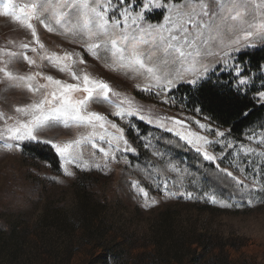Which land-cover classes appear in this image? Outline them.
Masks as SVG:
<instances>
[{
	"label": "snow or ice",
	"instance_id": "6c2138e0",
	"mask_svg": "<svg viewBox=\"0 0 264 264\" xmlns=\"http://www.w3.org/2000/svg\"><path fill=\"white\" fill-rule=\"evenodd\" d=\"M154 16L159 17L156 22ZM0 17L20 25L31 36L30 41L18 45L10 42V49L0 48V83L6 89L26 91L32 96L30 103L15 107L14 115L0 111V120L4 122L0 140L5 141L6 148L19 147L24 141L44 143L64 164H75L77 168L96 163L98 150L106 167L117 161L116 153L136 151L126 138L125 128L117 121L131 123L133 118H138L173 134L178 143L183 142L194 150L226 178L248 187L243 179L221 167L222 155L210 151L220 141L210 140L207 134L226 140L224 131L214 130L200 120L154 115L151 110L146 113L142 106L122 97L107 82L93 77L87 70V57L112 71L142 78L144 86L137 84V89L163 97L165 103L180 84L197 87L210 73L221 69L232 76L227 87L238 95L246 94L251 84L250 73L236 61V56L244 48L264 44V0H31L27 3L0 0ZM40 27L63 36L76 47L60 53L48 51L38 34ZM20 62L26 63L30 71L17 72L14 65ZM44 68L54 69L67 79L47 74L42 71ZM257 96L264 101V90L258 91ZM92 103H107L113 111L107 115L93 111ZM192 123L200 131L193 130ZM57 127L84 131L68 142L40 139L41 133ZM141 138L146 141V148L152 146L150 137ZM255 139L249 136V140ZM258 143L264 147V137ZM224 147L234 145L228 142ZM86 151L93 157L89 162L84 159ZM241 151L264 157V152L257 153L251 147L241 145ZM153 155L164 160V153L154 150ZM165 163V170L179 171L171 158ZM64 174L74 173L66 167ZM256 184L253 178L252 186ZM133 187L147 200L148 192L138 182ZM163 187L165 195H175L167 191L166 181ZM179 194L193 198L191 192ZM208 199L212 204L218 202L215 195ZM155 203L153 200L152 204ZM220 206L233 205L221 202Z\"/></svg>",
	"mask_w": 264,
	"mask_h": 264
},
{
	"label": "rangeland",
	"instance_id": "374dc122",
	"mask_svg": "<svg viewBox=\"0 0 264 264\" xmlns=\"http://www.w3.org/2000/svg\"><path fill=\"white\" fill-rule=\"evenodd\" d=\"M17 2L27 3L31 0H17ZM152 19L155 22L154 18ZM38 34L41 42L50 52L60 53L63 49L71 50L76 47L63 36L55 32L49 33L42 27L38 28ZM30 40L31 36L27 30L8 18L0 17V48L10 49L12 47L10 42L18 45ZM260 46L264 44L244 48L242 51ZM87 59V70L93 77L107 82L122 97H127L142 106L146 113L151 110L154 115L182 120L188 118L193 122L200 120L201 123L210 124L214 130L224 131L226 140L207 134L210 140L220 141L214 143L210 151L222 155L223 159L219 161L221 167L232 171L238 178L243 179L245 185H248V187L237 186L239 195L248 201L249 206L245 209L235 208L234 205L241 206L242 203L234 197L225 199L214 191L206 179L195 174L189 168L190 165L187 166L190 164L189 158L159 145L161 134L175 137L173 134L157 129L154 125H149L138 118H133L131 123L117 121L125 128L126 138L136 149L134 153H116L117 161L109 163L106 167L98 150L95 156L96 163L88 168H77L75 164L66 165L59 158L62 178L66 184L45 187V191L38 193L34 190L42 188V180L49 177V169L47 165L30 166L22 158V144L32 141L20 142L19 147L8 149L4 146L5 141L0 140V264H104L103 257L107 256L108 264H116L115 257L110 255L108 250L114 249L116 254L117 248L126 243L124 242L126 237L130 238L129 243L134 246L131 253H126L128 264H133V259L138 254L153 252L158 225L162 221L163 212L168 208L175 212L176 225L181 229L179 232L186 230L190 235L202 236L205 248H198L196 244L193 246V250L200 255L198 264H264V190H261L264 186V157L256 154L245 155L241 151L243 145L256 149L257 153L264 152V147L258 143L264 137V119L249 128L240 139H234L228 129L217 126L199 111H191L176 100L173 94L178 87L172 90L165 103L163 97L148 95L137 89V84L144 86L145 81L142 78H135L131 73L126 75L122 71H112L91 57ZM14 69L20 74L30 71L28 65L23 62L15 64ZM42 71L57 78L67 79L51 68H44ZM223 72L229 73L224 69L216 73ZM211 75L213 74L210 73L199 85ZM263 84L264 82H261L260 85ZM182 85L187 84H180ZM257 99L260 104H264L258 96ZM31 100V94L26 91L6 89L5 85L0 83V111L14 115L15 107L24 106ZM90 109L106 115L113 111L107 103H92ZM139 123L147 126L151 131L141 128L138 126ZM191 126L193 130L200 131L195 123ZM3 127L4 122L0 120V129ZM83 131V129L57 127L41 133L40 139L68 142L77 138ZM143 136L151 138V147H145L146 141L141 138ZM249 136H255L256 139L249 140ZM228 142L234 147H224ZM8 143L12 142L8 141ZM88 148L90 149V145ZM154 150L165 154L163 161L153 155ZM142 153L148 155L146 160L153 170L150 177L156 176L162 185L166 181L167 191L175 195H165L162 186L161 189L158 188L157 193L147 191V200L134 187L132 190L124 188V195L116 196L118 192L115 184L123 174L124 166L128 164V157L140 156ZM168 158L178 166V172L165 170V162ZM84 159L85 162H89L93 157L86 151ZM96 164H100L101 167H96ZM66 167L74 173L72 176L64 174ZM144 178L147 179V175ZM253 178L257 181L254 187ZM94 183L107 186L103 194L110 199L117 197L115 200H119L108 203V207L103 212H98V218L91 219L90 230L85 231L73 218L77 200L74 186ZM180 192H191L193 198L187 199L181 196ZM210 195L217 197V204L209 202ZM97 197L103 198L101 195ZM153 200L156 201L155 205L152 204ZM221 202L233 206L221 207ZM50 207L58 209V217L50 216L46 220L44 213ZM13 227L21 237V247L16 251L11 243H6ZM112 237H116V240ZM168 244V241L164 242V245ZM191 255V252L185 255L186 264H195Z\"/></svg>",
	"mask_w": 264,
	"mask_h": 264
},
{
	"label": "trees",
	"instance_id": "16d2710c",
	"mask_svg": "<svg viewBox=\"0 0 264 264\" xmlns=\"http://www.w3.org/2000/svg\"><path fill=\"white\" fill-rule=\"evenodd\" d=\"M153 18L155 22L159 19L158 16ZM236 61L250 73L251 84L246 90V94L241 93L238 95L230 90L227 84L232 80V76L228 72H223L211 75L208 80L198 87L182 85L174 91L173 96L191 111L199 109V112L208 117L214 124L228 129L232 138L240 139L249 128L264 119V104H260L257 99L258 91L264 90V84L260 85L261 82H264V71L261 70L264 69V46L242 51L236 56ZM138 126L150 130L141 123ZM159 145L173 150L174 153L184 154L189 158L190 164L187 166L190 165L189 168L195 174L206 179L214 191L221 194L225 199L234 197L242 203L241 206L234 205L235 208H248L249 203L239 195L238 186L230 178H226L219 172L214 165L207 163L200 155L187 148L183 142L178 143L177 138L169 134H161ZM21 148V156L30 166L47 165L49 169V177L43 178L42 188L34 190L36 193L45 191V187L66 184L61 174L60 159L50 146L30 142L22 144ZM146 157H148L147 153L128 157V164L124 166V172L115 184V189L118 192L117 197H120V194L124 195V188L132 190L134 182H138L141 187L150 193H157L158 188H162L163 185L159 181L160 179L158 180L156 176L150 177L153 170L148 165ZM145 175H147V179L144 178ZM106 187L98 183L87 186H79L78 184L74 186L77 200L73 218L85 231L90 230L91 219L98 218V212H103L108 207V203L119 200H115L117 197L110 199L107 195L105 196L103 192ZM97 195H101L103 198L98 199ZM44 215L46 220L50 216L53 218L58 217V209L50 207ZM176 220L175 212L171 208L163 212L162 221L158 225L157 234L155 235L156 243L153 245V252L138 254L133 259V264H186L185 255L189 252L192 254L193 262L198 264L200 255L196 253V250H193V246L196 244L198 248L204 249V240L201 235H190L186 230L179 232L181 229L177 227ZM108 230L111 231V229ZM112 239L116 240V237H112ZM165 241H168L169 244L164 245ZM20 242L21 237L17 235L13 227L6 243H11L14 251H16L21 247ZM124 242L126 243L117 248L116 254H114V249L108 250L109 254L115 257L116 264H128L127 254L134 250V246L129 243V237H126ZM103 262L108 264V256L103 257Z\"/></svg>",
	"mask_w": 264,
	"mask_h": 264
}]
</instances>
